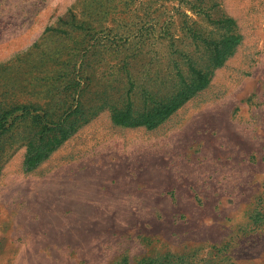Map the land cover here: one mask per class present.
Masks as SVG:
<instances>
[{
	"label": "rangeland",
	"instance_id": "1",
	"mask_svg": "<svg viewBox=\"0 0 264 264\" xmlns=\"http://www.w3.org/2000/svg\"><path fill=\"white\" fill-rule=\"evenodd\" d=\"M189 65L208 82L157 124L115 119L166 101ZM143 258L264 264V0H0V264Z\"/></svg>",
	"mask_w": 264,
	"mask_h": 264
},
{
	"label": "trees",
	"instance_id": "2",
	"mask_svg": "<svg viewBox=\"0 0 264 264\" xmlns=\"http://www.w3.org/2000/svg\"><path fill=\"white\" fill-rule=\"evenodd\" d=\"M222 23L230 21V18H224L219 20ZM229 25H226L228 28ZM239 35L232 32H226L220 38L214 39L209 43L212 44V56L211 62L213 65L220 64L224 57L231 51L233 45L238 42ZM192 72V78L189 82H185L184 85L179 88L175 93L170 95L168 99L156 106H153L150 110L144 112H133L129 103L125 108L118 109L114 117L119 122L124 124L136 125L146 124L153 126L161 121L165 116L169 114L176 106H178L185 98L192 94L196 89L204 86L208 80V72L203 69H196L193 65H189ZM63 123H57L49 133L44 132L36 133L31 137L27 143L26 154L24 163L27 167H31L36 164L40 159L48 154V152L63 139L71 129H73L72 123L68 126H63ZM46 128V126H44ZM155 258H143L137 264H153ZM122 264H129L126 260Z\"/></svg>",
	"mask_w": 264,
	"mask_h": 264
}]
</instances>
